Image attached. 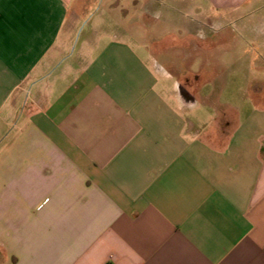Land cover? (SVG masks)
<instances>
[{
    "label": "crops",
    "instance_id": "obj_1",
    "mask_svg": "<svg viewBox=\"0 0 264 264\" xmlns=\"http://www.w3.org/2000/svg\"><path fill=\"white\" fill-rule=\"evenodd\" d=\"M150 1L0 0V264H264V0H164L227 16L232 75L251 90L224 103L152 46L226 38L165 13L138 44L149 54L132 48ZM107 14L124 33L73 53L78 16L106 31Z\"/></svg>",
    "mask_w": 264,
    "mask_h": 264
},
{
    "label": "rangeland",
    "instance_id": "obj_2",
    "mask_svg": "<svg viewBox=\"0 0 264 264\" xmlns=\"http://www.w3.org/2000/svg\"><path fill=\"white\" fill-rule=\"evenodd\" d=\"M160 1L162 2L161 4ZM151 3H154L155 9L153 12V17H149L146 15L138 16V23L140 27H144V31H128L125 32L128 35H131V41L134 46L132 47L138 54L142 57L147 56L150 51L149 46H138V44L144 43L149 44V42L154 41L158 38L160 34L165 33L166 29H168L169 25L165 23V13H171L170 22L174 28H187L190 31H196L194 33L203 34L206 37L209 36L212 41H222L220 46L203 47L197 46L196 42L192 41L189 38L188 41L182 42V46H178L181 42H174L173 40H163L154 42L152 46V50L158 59V66H164L166 69H170L174 73H184V79H187L189 85H196L194 80V74H202L204 76V84L203 91L204 93H210V98H215V101L221 103L227 101L240 102L242 97H246L250 93V86H245L244 79L240 76L236 78L232 75L233 70L230 68V64L228 61V33L230 32V25L226 20L222 21V16L220 14H196L194 11L187 7L186 4L175 3L177 7L176 10H171L166 8L164 5V0H151ZM159 2V3H158ZM189 5H193L192 0H188ZM170 2H167L168 5ZM100 2L98 1L96 7H100ZM161 5V6H160ZM188 5V6H189ZM221 16V17H220ZM84 15L78 16V29L75 33V38L72 46L73 53L77 54L81 47V43L83 40L87 39L89 36L92 39H97L100 37L99 35L103 33L109 34L112 36L113 34L122 35L124 32L120 30H114L111 28L113 16L111 14H107V21L109 20V25H107V30H97L95 27L92 31H90V24L87 19L89 16L85 17ZM113 27V26H112ZM181 33V30L178 31ZM183 33V32H182ZM223 35H226L223 36ZM136 45V46H135ZM165 71V70H164ZM188 74V75H187ZM223 76V78H222ZM221 77V78H218ZM215 78H217L215 80ZM198 85H202L203 81L199 79ZM222 84V87L218 86L219 83ZM186 82V80H185ZM171 85H175L172 81ZM224 87V88H223ZM213 90V91H212ZM234 90V93H233ZM244 90V91H242ZM216 92L215 95H213ZM209 99H205V102L202 101L200 106L196 108L195 112L197 122H209L212 119V111H206V105L210 102ZM242 102V101H241ZM188 117L192 118L193 110L187 109L185 110Z\"/></svg>",
    "mask_w": 264,
    "mask_h": 264
},
{
    "label": "water",
    "instance_id": "obj_3",
    "mask_svg": "<svg viewBox=\"0 0 264 264\" xmlns=\"http://www.w3.org/2000/svg\"><path fill=\"white\" fill-rule=\"evenodd\" d=\"M181 90H182V87H181Z\"/></svg>",
    "mask_w": 264,
    "mask_h": 264
}]
</instances>
